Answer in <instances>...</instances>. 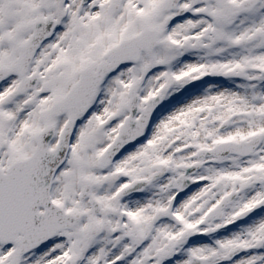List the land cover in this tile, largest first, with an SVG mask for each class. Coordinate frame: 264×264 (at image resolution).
I'll use <instances>...</instances> for the list:
<instances>
[{
  "label": "snow or ice",
  "instance_id": "1",
  "mask_svg": "<svg viewBox=\"0 0 264 264\" xmlns=\"http://www.w3.org/2000/svg\"><path fill=\"white\" fill-rule=\"evenodd\" d=\"M0 264H264V0H0Z\"/></svg>",
  "mask_w": 264,
  "mask_h": 264
}]
</instances>
